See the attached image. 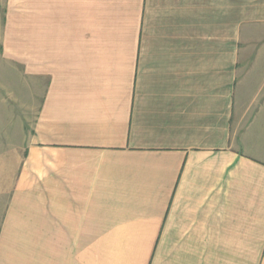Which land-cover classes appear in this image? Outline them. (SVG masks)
I'll return each mask as SVG.
<instances>
[{
  "label": "crops",
  "instance_id": "1",
  "mask_svg": "<svg viewBox=\"0 0 264 264\" xmlns=\"http://www.w3.org/2000/svg\"><path fill=\"white\" fill-rule=\"evenodd\" d=\"M0 4V264H264V0Z\"/></svg>",
  "mask_w": 264,
  "mask_h": 264
},
{
  "label": "rangeland",
  "instance_id": "2",
  "mask_svg": "<svg viewBox=\"0 0 264 264\" xmlns=\"http://www.w3.org/2000/svg\"><path fill=\"white\" fill-rule=\"evenodd\" d=\"M7 7H8V17H9V22H10V27L14 28L16 33L14 32L11 34V41L12 42H19V43H24V42H32V15H33V4H10V5H5V4H0V28L4 27V21L5 18L4 14L7 12ZM0 30V47L1 45L5 43V36L3 37L2 33ZM4 30V29H3ZM4 40V41H3ZM3 59L0 58V78H8L11 79L13 77L10 76V73L7 72L4 68L3 65H1V62ZM13 64H16L17 62H13ZM13 65H11L12 67ZM15 67V66H14ZM17 78V77H15ZM5 92V91H3ZM28 103V101H26ZM5 112L2 111L0 113V141H3L5 143V128L6 130L10 126L12 122V118L10 114L8 113L6 116L4 114Z\"/></svg>",
  "mask_w": 264,
  "mask_h": 264
}]
</instances>
